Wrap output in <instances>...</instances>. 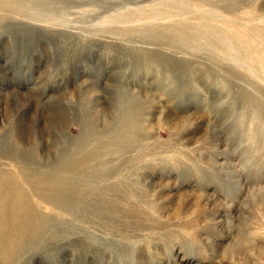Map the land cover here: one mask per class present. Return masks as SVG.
<instances>
[{"label": "rangeland", "instance_id": "1", "mask_svg": "<svg viewBox=\"0 0 264 264\" xmlns=\"http://www.w3.org/2000/svg\"><path fill=\"white\" fill-rule=\"evenodd\" d=\"M0 167L17 264H264V0H0Z\"/></svg>", "mask_w": 264, "mask_h": 264}, {"label": "bare ground", "instance_id": "2", "mask_svg": "<svg viewBox=\"0 0 264 264\" xmlns=\"http://www.w3.org/2000/svg\"><path fill=\"white\" fill-rule=\"evenodd\" d=\"M30 190L15 175L0 167V264H17L22 252H27L37 237L43 215Z\"/></svg>", "mask_w": 264, "mask_h": 264}]
</instances>
